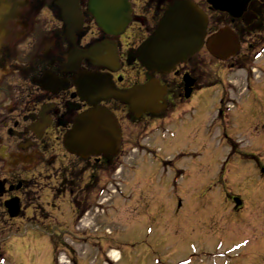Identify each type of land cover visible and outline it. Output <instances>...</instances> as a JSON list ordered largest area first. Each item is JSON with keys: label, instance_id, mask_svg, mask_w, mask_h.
I'll use <instances>...</instances> for the list:
<instances>
[{"label": "rangeland", "instance_id": "obj_1", "mask_svg": "<svg viewBox=\"0 0 264 264\" xmlns=\"http://www.w3.org/2000/svg\"><path fill=\"white\" fill-rule=\"evenodd\" d=\"M195 1L206 8L205 0ZM240 39L243 46L235 64H247L249 70H231L234 62L217 61L205 48L201 50L204 79L197 87H205L210 79L220 83L195 90L173 107L163 124L149 131V140L144 134L139 151L129 144L136 133L128 111L118 108L126 142L114 165L121 167L119 174L113 168L102 172L101 165L95 170L94 160L83 164L73 156L66 161L71 163L75 187L86 180L95 186L96 195L100 186L92 183L91 176L110 179L108 192L97 200L100 204L80 220L62 188L58 195L63 197L55 200L58 209L45 205L52 213L45 214L39 237L30 242V235L26 236L21 246L10 249L11 263L264 264V186L257 192L260 198H255V183L246 177L253 176V166L242 165L250 163L244 161L251 154L264 165V35L242 34ZM181 77L174 81L183 94L186 82ZM223 98L232 110L228 133L242 158L235 155L230 161L235 165L230 183L214 185L211 179L231 152L220 142L218 129L210 126ZM60 151L69 154L64 147ZM119 180L121 191L107 203ZM227 194L242 198L239 213L232 211L234 204L227 201ZM244 240L241 249L220 254ZM111 250L118 254L114 260Z\"/></svg>", "mask_w": 264, "mask_h": 264}, {"label": "flooded vegetation", "instance_id": "obj_2", "mask_svg": "<svg viewBox=\"0 0 264 264\" xmlns=\"http://www.w3.org/2000/svg\"><path fill=\"white\" fill-rule=\"evenodd\" d=\"M57 1L0 0V264H12L9 251L12 247L21 246L26 236L30 235V242L39 237L43 218L51 212L45 205L58 209L55 200L63 197L58 195L62 188L68 193V199L64 198L63 204L66 201L74 217L80 220L89 209L100 204V199L92 190L94 185L85 179L82 185H73L74 177L70 176L74 172L69 165L71 163L66 162L73 156L60 151L64 147L63 138L72 128L75 118L91 107L87 99L80 97L77 82L84 80L86 75L98 74L110 78L118 90L130 89L152 78L167 88L164 100L168 111L145 113L139 117L119 101L102 102L94 95L89 97L90 103L96 102L111 110L120 127L118 108L127 109L136 133L129 144L139 151L144 134L148 135L153 128L163 124L172 108L185 101L175 78L190 75L194 80L193 92L199 89L197 86L204 78L198 55L179 66L172 74L173 80L169 79V75L149 74L138 61L129 59L153 30L170 0H130L132 20L126 31L117 36L106 33L98 26L95 16L89 11V0H80L83 22L74 33L75 44L67 36V26L61 19ZM250 7L264 10V0H252L248 9ZM96 45L114 47L116 63L94 65L83 59L69 65L68 57L75 49L81 52ZM228 107L222 100L210 124L211 128L218 129L220 142H225L231 149L222 169L211 179L214 185H227L235 176V165L230 164L236 150L228 133L232 122ZM125 145L122 132L121 151ZM144 148L150 152L147 142ZM106 158L88 159L85 163L90 164L94 160L95 170L101 165L104 172L109 164ZM252 159L254 161H250ZM244 162H250L243 163L244 168L250 164L253 166V176H245L255 183L254 197L260 198L257 192L264 186V165L252 154ZM91 177L97 185L102 180H108L107 177H96L97 180ZM53 179H56L55 183ZM48 197L50 200H45ZM235 198V195L227 194V201L233 204ZM12 205L13 212L9 208ZM155 205L161 212L160 205ZM242 207L243 202L234 204L232 211L239 213ZM12 213H17V216H12Z\"/></svg>", "mask_w": 264, "mask_h": 264}, {"label": "water", "instance_id": "obj_3", "mask_svg": "<svg viewBox=\"0 0 264 264\" xmlns=\"http://www.w3.org/2000/svg\"><path fill=\"white\" fill-rule=\"evenodd\" d=\"M251 0H207L214 11L228 13L232 18H240ZM63 21L68 28V37L81 26L83 17L79 0H59ZM89 8L97 23L106 33L118 35L125 31L131 21L129 0H90ZM209 18L191 0H174L161 17L157 28L131 55L149 72L169 74L178 65L187 62L195 53L206 47L209 53L219 59L228 60L241 50V42L231 27L219 29L207 38ZM101 46L91 51L74 50L69 57V65L87 58L94 64L116 63L117 56L109 58L101 54ZM111 53V52H110ZM111 67V66H109ZM185 96L192 93L194 80L185 76ZM80 97L89 101L90 96L104 99H117L128 105L131 112L140 116L146 112L159 113L168 106L163 100L166 88L158 80L151 79L144 85H136L128 90H117L112 80L98 74L86 75L77 82ZM97 101V102H98ZM93 108L75 118L73 127L64 137L67 151L81 158L91 156H116L120 149L121 130L117 118L107 108L90 103ZM237 203H240L236 199ZM12 212L14 207L9 206ZM16 209V208H15ZM17 213H12L16 216Z\"/></svg>", "mask_w": 264, "mask_h": 264}, {"label": "trees", "instance_id": "obj_4", "mask_svg": "<svg viewBox=\"0 0 264 264\" xmlns=\"http://www.w3.org/2000/svg\"><path fill=\"white\" fill-rule=\"evenodd\" d=\"M228 24H231V19L226 14H214L209 30L212 32L217 30L219 27ZM233 26L239 36H242V34L251 36L253 33H258L259 36L264 35V10L250 7L244 16ZM208 82L209 83L205 86H214L218 81H212V79H210ZM106 160L112 162L109 157H107Z\"/></svg>", "mask_w": 264, "mask_h": 264}, {"label": "bare ground", "instance_id": "obj_5", "mask_svg": "<svg viewBox=\"0 0 264 264\" xmlns=\"http://www.w3.org/2000/svg\"><path fill=\"white\" fill-rule=\"evenodd\" d=\"M117 252L116 251H112V253H111V256L113 257V258H116L117 257Z\"/></svg>", "mask_w": 264, "mask_h": 264}]
</instances>
